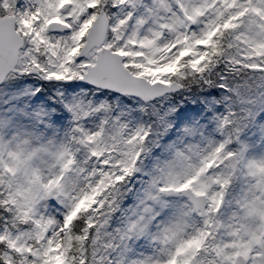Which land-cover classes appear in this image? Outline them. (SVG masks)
<instances>
[{
    "label": "snow or ice",
    "instance_id": "snow-or-ice-1",
    "mask_svg": "<svg viewBox=\"0 0 264 264\" xmlns=\"http://www.w3.org/2000/svg\"><path fill=\"white\" fill-rule=\"evenodd\" d=\"M0 264H264V0H0Z\"/></svg>",
    "mask_w": 264,
    "mask_h": 264
}]
</instances>
